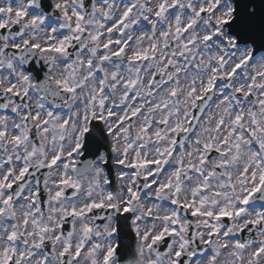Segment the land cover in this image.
<instances>
[{
	"label": "snow or ice",
	"instance_id": "snow-or-ice-1",
	"mask_svg": "<svg viewBox=\"0 0 264 264\" xmlns=\"http://www.w3.org/2000/svg\"><path fill=\"white\" fill-rule=\"evenodd\" d=\"M0 264H264V0H0Z\"/></svg>",
	"mask_w": 264,
	"mask_h": 264
}]
</instances>
